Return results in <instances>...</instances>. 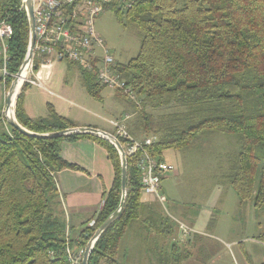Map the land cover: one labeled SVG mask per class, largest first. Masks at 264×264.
Segmentation results:
<instances>
[{"label": "trees", "instance_id": "16d2710c", "mask_svg": "<svg viewBox=\"0 0 264 264\" xmlns=\"http://www.w3.org/2000/svg\"><path fill=\"white\" fill-rule=\"evenodd\" d=\"M106 9L126 16L141 41L136 57L128 63L116 61L138 100L118 91L136 113L127 126L130 134L139 139L157 136L152 151L160 158L168 148L193 147L201 134L238 135L240 151L228 180L241 198L254 193L257 209H264V0H136L130 7L112 0ZM0 16L14 28L9 40V71L14 75L30 44L24 0H0ZM34 63L38 70L40 58ZM82 74L88 91L99 96L96 75ZM13 78L8 77V85ZM30 87L25 82L16 101V117L24 127L46 133L73 126L51 105L46 116L31 117L24 106ZM159 109L163 111L156 113ZM81 137H92L107 148L115 180L94 222L72 240L73 225L62 210L56 174L79 168L62 157L61 144ZM128 165L125 207L95 243L89 264H129L118 255L128 229L138 222L154 232V240L174 232L158 203L142 202V174L131 159ZM121 194L120 155L110 141L91 133L28 136L0 111V264H82L84 252L78 263L70 253L75 247L85 250L118 208ZM157 242L159 263L178 264L175 244Z\"/></svg>", "mask_w": 264, "mask_h": 264}, {"label": "rangeland", "instance_id": "374dc122", "mask_svg": "<svg viewBox=\"0 0 264 264\" xmlns=\"http://www.w3.org/2000/svg\"><path fill=\"white\" fill-rule=\"evenodd\" d=\"M95 29L117 62L128 63L138 55L141 47L138 29L128 24L126 16L120 18L114 9H106L95 18ZM37 71L41 81L44 75L52 77L47 89L33 85L25 92L24 102L38 115L46 116L49 105L57 104L65 112L63 116L74 114L114 133L116 128L111 121L121 120L128 114V126L136 114L115 89L101 85L99 96H93L76 64L59 61L53 66H39ZM10 85L0 86V111L4 116ZM14 110L16 113V103ZM162 111L159 109L156 113ZM239 151V136L219 131L199 135L193 147H172L163 151L162 157L175 167L162 177L165 189L162 193L167 200L156 203L170 220L174 232L164 238L159 236L158 240L171 246L176 241L174 253L178 264L264 262V209H257L254 193L241 198L227 177ZM204 209L210 210L212 215L208 223L199 228L193 224L192 214ZM83 226H88V222ZM78 231L79 227L73 225L72 240ZM132 235L128 229L121 243L119 260L129 264H160L158 254L137 252L134 258L131 256L130 251L137 249ZM158 240L144 241V244L156 247ZM80 253L79 247H75L72 255L80 259Z\"/></svg>", "mask_w": 264, "mask_h": 264}, {"label": "built area", "instance_id": "2783aa9c", "mask_svg": "<svg viewBox=\"0 0 264 264\" xmlns=\"http://www.w3.org/2000/svg\"><path fill=\"white\" fill-rule=\"evenodd\" d=\"M111 1L34 0L36 41L23 83L42 85L35 69V57L40 58V66L68 61L76 63L82 71L95 74L100 85L135 98L132 88L117 71L114 56L95 29V18L106 10ZM122 1L130 7L136 0ZM13 34L12 24L0 16V86L4 87L8 77L15 75L9 71V40ZM129 118L130 115L126 114L121 120L111 121L116 128L114 134L123 140L121 143L128 160L131 159L142 174V192L155 195L164 203L167 198L162 193V177L175 166L153 153L152 146L157 136L139 139L130 134L126 124ZM70 256L73 257L71 253ZM73 261L78 263V259Z\"/></svg>", "mask_w": 264, "mask_h": 264}, {"label": "crops", "instance_id": "0c3cea01", "mask_svg": "<svg viewBox=\"0 0 264 264\" xmlns=\"http://www.w3.org/2000/svg\"><path fill=\"white\" fill-rule=\"evenodd\" d=\"M51 82L52 77L47 74L44 75V81H41L42 85L32 84L31 86L47 89V85ZM24 106L31 117H43L33 112L26 102H24ZM54 108L59 114L64 115L65 112H62L57 104L54 105ZM68 115V118L73 122L72 127H96L110 132L108 129L102 128L100 124H92L91 120H83L74 114ZM61 154L65 160L79 166L78 169L64 168L60 170L56 174V179L62 201V210L67 220L75 227H79L78 232H80L85 228L82 227V224L88 222V225H91L94 222L91 219L102 209L106 195L115 180V168L107 148L92 137L63 141ZM162 190L165 191L163 186ZM141 200L144 203L158 201L155 195L144 192H142ZM211 215L212 213L208 209L192 214L193 224L199 228L204 227ZM131 232L133 241H136L137 246V249L133 248L130 251L133 258L137 255V252H140V255L156 254L155 246H149L148 244L145 246L144 244V241L148 242L153 239L154 232L146 230L140 222L131 229ZM76 238H79L78 234ZM174 244H176V241H174Z\"/></svg>", "mask_w": 264, "mask_h": 264}, {"label": "water", "instance_id": "95a60500", "mask_svg": "<svg viewBox=\"0 0 264 264\" xmlns=\"http://www.w3.org/2000/svg\"><path fill=\"white\" fill-rule=\"evenodd\" d=\"M27 16L30 24V44L28 48V52L26 58L20 67L19 71L14 75V78L11 82L7 93L6 99V110H5V118L7 122L12 125L14 128L18 129L21 133L38 138H54L70 135L73 133H91L100 137H103L110 141L115 148L118 150L121 160V200L118 208L98 227V229L94 232L92 237L86 244L82 264H89L90 254L95 246V243L99 239V237L120 217L127 200L128 189H127V181H128V157L125 152V149L121 143V140L114 134L107 132L105 130L96 128V127H69L62 130L51 131L46 133H39L35 131H31L24 127L17 119L16 113L14 110V105L17 101V98L20 94V89L23 85V81L17 91V86L19 84L20 77L23 72L27 70L34 53L35 41H36V19L34 13V0H24ZM17 91V93H16Z\"/></svg>", "mask_w": 264, "mask_h": 264}, {"label": "bare ground", "instance_id": "6f19581e", "mask_svg": "<svg viewBox=\"0 0 264 264\" xmlns=\"http://www.w3.org/2000/svg\"><path fill=\"white\" fill-rule=\"evenodd\" d=\"M25 76H26V72L24 71L22 76L20 77L19 84L17 86V91L19 90V87H20L22 81L24 80ZM17 91H16V93H17Z\"/></svg>", "mask_w": 264, "mask_h": 264}]
</instances>
